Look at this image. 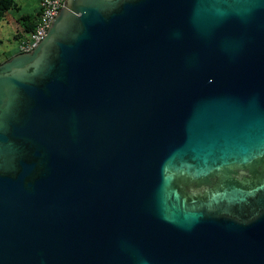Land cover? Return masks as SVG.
<instances>
[{"label":"water","instance_id":"1","mask_svg":"<svg viewBox=\"0 0 264 264\" xmlns=\"http://www.w3.org/2000/svg\"><path fill=\"white\" fill-rule=\"evenodd\" d=\"M0 264H264V0H65L0 62Z\"/></svg>","mask_w":264,"mask_h":264},{"label":"built area","instance_id":"2","mask_svg":"<svg viewBox=\"0 0 264 264\" xmlns=\"http://www.w3.org/2000/svg\"><path fill=\"white\" fill-rule=\"evenodd\" d=\"M64 2L65 0H40L41 11L35 29L17 39L19 52L32 50L46 36L52 20L56 17Z\"/></svg>","mask_w":264,"mask_h":264},{"label":"trees","instance_id":"3","mask_svg":"<svg viewBox=\"0 0 264 264\" xmlns=\"http://www.w3.org/2000/svg\"><path fill=\"white\" fill-rule=\"evenodd\" d=\"M41 7L40 0H37V4L34 7L24 8L19 4V0H0V23L8 13H14L16 21L20 23L23 28V33H17L16 38L18 39L25 33L31 32L35 29ZM19 52L18 50H16ZM16 52V53H17ZM13 54H9L7 59Z\"/></svg>","mask_w":264,"mask_h":264},{"label":"crops","instance_id":"4","mask_svg":"<svg viewBox=\"0 0 264 264\" xmlns=\"http://www.w3.org/2000/svg\"><path fill=\"white\" fill-rule=\"evenodd\" d=\"M19 4L22 5V7H24V8H29V7L35 6L33 4L31 5L29 3V0H19ZM36 4H37V1H36ZM9 16H11L15 22L12 21ZM3 21H6V22H8V24L11 25V27H12L11 31H12V35H13L14 39L16 38L17 33H19V32L23 33V28L20 25V23L16 21V16L14 13H8L7 15H5L4 19L0 23V27H1V24ZM0 44H1L0 45V62L5 61L9 54H15L17 52V51L10 49L7 45L2 47V41L1 40H0Z\"/></svg>","mask_w":264,"mask_h":264},{"label":"rangeland","instance_id":"5","mask_svg":"<svg viewBox=\"0 0 264 264\" xmlns=\"http://www.w3.org/2000/svg\"><path fill=\"white\" fill-rule=\"evenodd\" d=\"M37 0H29V3L32 5H36ZM12 21L14 19L9 16ZM15 22V21H14ZM11 25L8 22L3 21L0 27V40L2 41V47L7 45L10 49L16 51L18 50V40L13 38ZM1 45V44H0Z\"/></svg>","mask_w":264,"mask_h":264}]
</instances>
